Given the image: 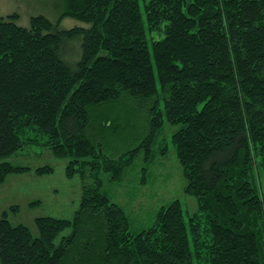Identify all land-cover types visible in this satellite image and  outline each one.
<instances>
[{
  "label": "trees",
  "instance_id": "1",
  "mask_svg": "<svg viewBox=\"0 0 264 264\" xmlns=\"http://www.w3.org/2000/svg\"><path fill=\"white\" fill-rule=\"evenodd\" d=\"M60 3L55 24L0 16V159L31 145L67 159L79 206L71 220L36 218L37 237L4 211L0 264H264V0ZM67 18L87 26L59 28ZM74 40L71 66L62 53ZM164 123L179 125L171 143L197 211L185 220L173 200L135 233L102 173L118 182L139 152L152 160ZM141 124L133 149L106 140ZM31 171L54 170L4 160L0 183Z\"/></svg>",
  "mask_w": 264,
  "mask_h": 264
},
{
  "label": "rangeland",
  "instance_id": "2",
  "mask_svg": "<svg viewBox=\"0 0 264 264\" xmlns=\"http://www.w3.org/2000/svg\"><path fill=\"white\" fill-rule=\"evenodd\" d=\"M60 8V0H0V16L17 13L19 15L17 24L21 27H28L30 18L36 15H43L55 24ZM77 26L87 25L68 18L59 23L61 29ZM76 49L79 56L80 41L76 40L69 41L63 49L62 58L71 66L78 60V56L73 59ZM126 117L129 119L128 115ZM139 126L121 132L122 140L119 136L113 135H109L106 140L112 148L119 149L118 153L126 146L133 149L140 144L145 134V131H142L144 124ZM178 128L179 125L164 123L157 136L154 158L146 162L143 151L139 152L133 165L122 174L120 181L111 182L108 175L102 173V191L111 202L124 209L131 222V231L135 233L151 227L158 209L173 200L180 201L185 220L197 211L195 197L184 191L186 181L171 143V136ZM163 147L166 148L164 155L159 153V149ZM4 160L31 169L49 165L54 171L52 174L42 176H37L33 171L10 174L3 183H0V217L7 211L12 225L24 224L34 237L38 236L36 218L48 216L68 220L73 218L81 197V181L78 175L73 178L65 176L67 159L54 157L48 149L40 145H31ZM4 160L0 159V163ZM257 178L264 198L263 166L259 167ZM69 233L70 229L64 230L54 243L58 244L61 238Z\"/></svg>",
  "mask_w": 264,
  "mask_h": 264
}]
</instances>
